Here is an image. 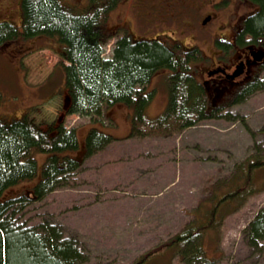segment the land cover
<instances>
[{"label":"rangeland","instance_id":"374dc122","mask_svg":"<svg viewBox=\"0 0 264 264\" xmlns=\"http://www.w3.org/2000/svg\"><path fill=\"white\" fill-rule=\"evenodd\" d=\"M19 1L0 0V20L17 21ZM199 16L181 0H120L104 26L110 34L103 41V55L111 56L120 38L119 27L131 26L133 30L128 31L139 37L160 38L161 32H167L173 39L162 40L168 43H196L205 56V40L216 37L213 31L218 23L212 21L203 27L199 25L202 16L197 22ZM221 16L234 17L233 10L229 14L221 11ZM182 19L186 24L180 22ZM128 21L129 26L123 23ZM178 22L188 28L186 34H178ZM199 32L202 37H197ZM40 41L21 40L0 46V115L21 117L33 105L37 110L32 112L40 119L54 121L62 115L64 96L59 90L63 78L57 69L54 72L60 58L53 49L41 47ZM169 74V69H162L152 79L155 91L147 108L149 116L159 115L167 106ZM119 104L108 109L116 122H110L109 117L103 120L104 130L119 134V140L86 157L72 180L74 185L70 183L40 200H32L19 214L25 224L49 220L65 236L76 239L83 252V264H133L144 251L192 220L199 201L212 193L213 184L230 179L237 164L250 154L259 150L263 153L264 87L229 106L234 118L204 120L170 138H124L130 125ZM88 121L90 117L77 113L66 117L67 126H77L79 134L82 128H89ZM70 152L76 154L75 150ZM48 154L35 153L39 173L24 181L25 187L39 179ZM257 183L262 188L247 196L218 227L217 240L208 246L211 260L203 253L188 258L190 261L182 260L171 249L173 252L163 255L164 262L157 259L152 264H264V238L252 243L245 232L249 222L264 209V173Z\"/></svg>","mask_w":264,"mask_h":264},{"label":"trees","instance_id":"16d2710c","mask_svg":"<svg viewBox=\"0 0 264 264\" xmlns=\"http://www.w3.org/2000/svg\"><path fill=\"white\" fill-rule=\"evenodd\" d=\"M119 1L21 0L19 12L16 9L20 14L17 21L0 20V46L41 39V47L55 51L60 59L54 72L57 69L63 78L59 92L69 96L65 115L77 113L90 117L89 128L84 127L81 137L77 126H67L65 115L54 121L40 119L32 112L37 110L35 105L21 117L10 119L0 115V264L84 263L76 239L65 236L49 220L25 224L19 214L32 200H40L70 183L74 185L72 180L86 157L119 140V134L104 130V117L116 122L108 112L113 105L122 104L130 125L124 138H170L204 120L234 118L229 106L264 87L262 70L226 104L214 106L195 74L198 62L204 58L199 46H186L177 40L165 43L159 37L133 36L121 27L111 56L104 57L103 41L110 34L104 26ZM250 1L260 6V11L246 25V31L256 36L264 33V0ZM178 25V34H186L188 28ZM162 69L170 71L166 77L168 103L162 113L149 116L147 108L155 91L152 79ZM73 150L76 154L70 152ZM36 152L49 154L39 179L25 187L22 183L39 173ZM262 173L264 147L263 153L259 150L237 164L230 179L212 185V193L199 201L192 220L168 239L144 251L133 264H152L157 259L164 262L163 255L173 252L171 249L182 260L202 253L211 260L208 246L217 240L218 227L247 196L262 188L257 183ZM21 186L24 188L19 189ZM245 232L252 243L264 238V209L249 222Z\"/></svg>","mask_w":264,"mask_h":264},{"label":"flooded vegetation","instance_id":"af4514ba","mask_svg":"<svg viewBox=\"0 0 264 264\" xmlns=\"http://www.w3.org/2000/svg\"><path fill=\"white\" fill-rule=\"evenodd\" d=\"M181 2L190 10H197L200 13L197 20L198 22L202 16L199 25L206 27L212 21L218 23L213 31L216 37L208 36L205 40L208 54L198 62L195 74L200 77L214 106L226 104L240 87L264 71V33L254 36L250 31L249 33L246 31L247 20L260 11V6L250 0H181ZM231 10L234 17L227 19L228 16H221V11L224 13L228 11L229 14ZM182 13L183 11L180 14ZM177 19L180 20V16ZM129 22L123 23L129 26ZM180 22L185 24L183 19ZM120 27L133 34L128 31L132 29L131 26ZM219 33L224 36L221 37ZM200 34L202 33L199 32L197 37H202ZM161 35V40L163 38L172 40L167 32H161ZM185 42L187 44L186 40ZM187 45L197 46L196 43ZM207 58H210V61ZM205 60L207 62H204Z\"/></svg>","mask_w":264,"mask_h":264},{"label":"water","instance_id":"95a60500","mask_svg":"<svg viewBox=\"0 0 264 264\" xmlns=\"http://www.w3.org/2000/svg\"><path fill=\"white\" fill-rule=\"evenodd\" d=\"M64 101H65V106H67V105H68V101H69V96H68V95H66ZM65 106H64V107H65Z\"/></svg>","mask_w":264,"mask_h":264}]
</instances>
